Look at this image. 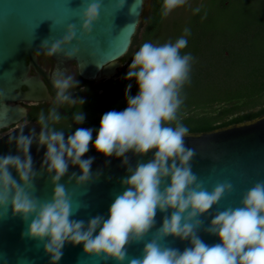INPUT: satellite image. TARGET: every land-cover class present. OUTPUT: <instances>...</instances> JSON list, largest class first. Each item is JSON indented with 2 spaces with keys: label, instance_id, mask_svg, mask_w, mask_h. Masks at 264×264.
I'll list each match as a JSON object with an SVG mask.
<instances>
[{
  "label": "clouds",
  "instance_id": "9594fccd",
  "mask_svg": "<svg viewBox=\"0 0 264 264\" xmlns=\"http://www.w3.org/2000/svg\"><path fill=\"white\" fill-rule=\"evenodd\" d=\"M85 3L82 37L91 35L102 8V0H82L81 7ZM187 3L188 0H163L162 15L167 17ZM124 6L125 0H119L117 10ZM190 34V29L185 28L184 35L175 42L143 43L126 76L128 80L135 79L138 94L129 95V84L128 106L123 111H108L101 118L94 142L99 154L123 158V165H129V152L144 156L154 151V159L138 162L134 169L128 167L129 175L122 180L125 191L116 196L107 219L95 216L87 223L72 219L84 205L74 207L61 183L70 165L78 166L80 174L72 172L68 184L75 181L80 188L93 182L94 158L83 159L92 143L93 130L77 127L65 138L64 130L56 127L61 121L59 106L85 103L70 91L78 87L75 77L53 76L58 91L49 114H39V134L33 128L25 135L21 127L19 135H9V143L16 144L18 154L0 156V219H6L11 208L13 216L21 217L28 225L22 237L42 243L50 264H59L66 244L83 245L84 253L103 256L117 264H125L126 260L128 264H264V181L256 182L246 192L241 207L227 208L213 216L206 231L218 236L221 243L209 246L198 235L203 227L201 217L209 214L226 194H231L233 185L221 182L209 191L192 170L196 150L186 146L189 129L178 118L183 104L181 92L191 71L192 56L182 55ZM76 39L77 28L69 24L62 39L50 45L45 40L41 49L57 56ZM75 54L65 57L71 59ZM73 119L82 125L85 114L80 110L73 114ZM36 142L38 151L46 147L39 171L30 152ZM45 171L51 179L53 196L41 201L35 195V182ZM100 175L97 172L95 179ZM158 211L165 214L162 226L145 243L142 257L129 259L127 247L145 240L156 226ZM167 237L190 241L191 247L180 252L162 243Z\"/></svg>",
  "mask_w": 264,
  "mask_h": 264
},
{
  "label": "water",
  "instance_id": "95a60500",
  "mask_svg": "<svg viewBox=\"0 0 264 264\" xmlns=\"http://www.w3.org/2000/svg\"><path fill=\"white\" fill-rule=\"evenodd\" d=\"M118 2L102 0L99 20L93 25L91 35L82 37L81 18L87 8V3L81 7L82 0H0V130L26 116L25 108L16 103L40 102L49 98L41 76L56 97L58 90L53 85V76H70L74 67L80 78L95 83L109 80L117 74L122 67L120 61L128 52L136 33L141 14L150 6L149 0H125V6L117 10ZM69 24L77 28V39L72 45L57 56L44 52L41 49L42 42L47 40L50 45L62 39ZM73 52L76 53L73 58L65 57ZM38 54H45L54 61L49 81V71L43 74L38 66ZM31 71L35 76L30 74ZM23 127L25 135L33 128L37 134L41 131L35 123ZM15 131L0 139V156L18 154L16 144L9 143V135H19V130ZM185 144L196 150L192 170L209 191L217 183L231 182L233 185L231 194H226L209 214L201 217L203 227L198 230L205 244L211 246L221 243L218 236L206 231L213 216L227 208L241 207L246 192L256 182L264 181V114L212 131L188 133ZM38 147L36 142L30 150L37 171L41 169L46 153V147L39 148V151ZM127 156L129 165H123V158H106L96 151L94 143H90L83 159L94 158L91 169L93 182L80 188L76 187L75 181L68 184V176L72 172L80 174L78 166L70 165L69 173L61 183L65 185L74 207L84 205L72 219L84 220L86 223L95 216L107 219L116 196L125 191L122 180L129 175L128 167L134 169L138 162L147 163L154 159V151L144 156L129 152ZM12 172L16 176L14 169ZM97 172L101 175L95 179ZM16 178L19 179L18 176ZM35 183V195L41 201L51 200L53 186L46 171ZM164 215L158 211L156 226L145 240L133 242L127 247L129 259L142 257L145 243L154 238L156 229L162 226ZM27 227L21 217L13 216L11 208L8 209L7 218L0 219V264H50V257L44 252L42 243L22 237ZM162 243L180 252L191 247L190 241L174 237H167ZM59 264L117 262L84 253L83 245L66 244ZM125 264H128L127 260Z\"/></svg>",
  "mask_w": 264,
  "mask_h": 264
},
{
  "label": "trees",
  "instance_id": "16d2710c",
  "mask_svg": "<svg viewBox=\"0 0 264 264\" xmlns=\"http://www.w3.org/2000/svg\"><path fill=\"white\" fill-rule=\"evenodd\" d=\"M254 0H188L167 17L163 0H150L143 11L122 69L105 81L102 95L93 100V140L108 111H123L138 85L126 79L134 54L145 42H175L190 29L183 54L192 56L189 82L181 92L179 120L188 133L208 132L255 119L264 114V2ZM199 8L198 13L194 9ZM174 126V124L172 125Z\"/></svg>",
  "mask_w": 264,
  "mask_h": 264
},
{
  "label": "flooded vegetation",
  "instance_id": "af4514ba",
  "mask_svg": "<svg viewBox=\"0 0 264 264\" xmlns=\"http://www.w3.org/2000/svg\"><path fill=\"white\" fill-rule=\"evenodd\" d=\"M37 59H38V66L43 71V74H46V71H49L48 79H47V81H49L52 74L54 61L45 54H38ZM30 74L32 76H35L33 71H31ZM70 76L75 77V79L79 81L78 87L73 88L70 91L73 92L74 98H81L85 101V103L83 104V106L79 104L75 106H70L68 104H65L63 106L58 107V112L61 115V121L59 124L56 125V127L58 129L64 130L65 138H67L68 135L73 134L77 127L90 128L93 130L94 123L92 118L91 107L94 104L93 100L98 99L102 95L103 85L105 81H107L104 80L95 83V82H89L83 80L82 78H80L77 69L75 67L71 69ZM41 79L46 84L49 98L46 101H40V102L16 103L25 108L26 116L16 124L0 130V139L29 123L37 124L39 114L41 113V111L44 112L45 116L49 114L50 109L53 107V101L55 100V96L53 94L52 89L46 83L43 76H41ZM22 90L25 91V88L22 87ZM11 105H15V104H11ZM80 110H82L83 113L85 114V122L82 125H77L73 119V114ZM93 134H94V130H93Z\"/></svg>",
  "mask_w": 264,
  "mask_h": 264
},
{
  "label": "rangeland",
  "instance_id": "374dc122",
  "mask_svg": "<svg viewBox=\"0 0 264 264\" xmlns=\"http://www.w3.org/2000/svg\"><path fill=\"white\" fill-rule=\"evenodd\" d=\"M150 1V0H149ZM255 2H257L256 4V6H258L260 9H261V7L263 6L262 5V3L264 2V0H254ZM150 9V6H149V8L146 10V11H148ZM123 67H121V69H122ZM121 69L117 72V74L121 71Z\"/></svg>",
  "mask_w": 264,
  "mask_h": 264
}]
</instances>
